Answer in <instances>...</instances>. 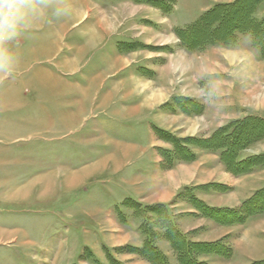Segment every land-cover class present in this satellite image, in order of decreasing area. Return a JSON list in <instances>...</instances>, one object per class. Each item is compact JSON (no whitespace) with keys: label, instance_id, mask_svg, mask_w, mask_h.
I'll list each match as a JSON object with an SVG mask.
<instances>
[{"label":"rangeland","instance_id":"rangeland-1","mask_svg":"<svg viewBox=\"0 0 264 264\" xmlns=\"http://www.w3.org/2000/svg\"><path fill=\"white\" fill-rule=\"evenodd\" d=\"M164 1L166 10L150 0H8L17 13L9 28L0 10V264H111L109 254L150 264L129 246L161 219L139 216L125 200L189 201L175 188L201 172L198 164L180 169L182 161L166 168L162 150L173 144L156 128L203 140L264 118V51L250 34L194 50L177 36L233 0ZM255 16L264 19V1ZM257 152L264 139L238 158ZM229 173L205 178L233 183Z\"/></svg>","mask_w":264,"mask_h":264},{"label":"trees","instance_id":"trees-1","mask_svg":"<svg viewBox=\"0 0 264 264\" xmlns=\"http://www.w3.org/2000/svg\"><path fill=\"white\" fill-rule=\"evenodd\" d=\"M150 1L157 4L162 3L163 8L167 9L165 7L168 4L167 1ZM261 1L264 0H233L232 2L216 3L192 23L177 28V36L183 46L194 50L206 45L232 46L238 43L240 34H250L254 45L264 51V19L255 16L258 3ZM236 9H240V11L236 13ZM233 15L238 22H232ZM188 103L191 108L195 107V110H199L198 112L202 110L200 104H196L191 100ZM250 126L252 133L249 136L241 137L240 134ZM156 131L162 138H167L173 144L172 150H162L166 168L172 167L176 161L189 162L196 159L194 146L220 151L221 160L228 170L234 174L248 173L256 167L264 166V154L252 155L245 159L238 158V153L243 146L264 139V118L245 117L219 127L211 137L203 140L196 137L189 139L177 138L161 128H156ZM181 195L182 198L187 196L202 215L222 224L244 222L251 216L264 214V187L244 200L238 208L211 207L196 198L192 188L188 187L180 192L178 197ZM125 203H130L132 205L130 207L134 208L139 216L141 213L148 212L161 219L159 228L165 230L164 235L170 241L180 264H209L201 260L200 255L217 252L228 256L231 253L230 248L220 242L191 241L186 234L179 230L170 209L165 204L143 206L142 203L133 198H127ZM143 227L148 228L143 229V232L147 235L143 246H129L130 251L143 256L152 264H170L166 255L156 244V237L158 236L156 229L151 228L147 223ZM109 258L111 264H124L110 254ZM251 264H264V260L255 261Z\"/></svg>","mask_w":264,"mask_h":264},{"label":"crops","instance_id":"crops-1","mask_svg":"<svg viewBox=\"0 0 264 264\" xmlns=\"http://www.w3.org/2000/svg\"><path fill=\"white\" fill-rule=\"evenodd\" d=\"M194 151L196 153V159L189 162L182 161L177 167L181 169L183 167H191L198 164L201 172L199 174L197 173L185 184L177 186L175 188V193H180L188 187L192 188V192L196 198L211 207L238 208L244 200L249 198L257 190L264 187V166L256 167L248 173H232L234 174L232 175L227 172L226 165L221 160L220 151L199 150V148H196ZM153 165L152 168L154 170L161 169L159 165ZM212 170L229 173L234 182L223 183L213 178L206 179L205 174ZM225 185H228L229 187L227 186L226 188ZM170 187H172V182L165 181L164 188L169 189ZM154 193L155 191H152V195ZM155 194L156 196L160 195V193ZM173 196L167 200H152L150 203L166 204L170 202L172 205ZM175 201H177V203H174L171 206L172 212L170 211V213H173L176 216V224L179 230L186 234L191 241L220 242L231 250V253L228 256L217 252L202 254L200 255L201 260L206 261L209 264H251L255 261L264 260V229H262V226L264 225V214L251 216L244 222L222 224L212 218L202 215L199 209L190 201L183 199H177ZM120 228L124 237L126 229L125 227ZM222 229H228V231L222 234ZM156 231L159 232L156 237V244L166 255L169 263L172 264L171 258L174 257L177 264H180L170 241L164 235L165 230L158 228ZM258 242H261L262 244L260 245ZM252 243L256 244V246H252ZM143 244L144 239L142 238L131 246L142 247ZM258 246H261V248L256 253L252 248L258 249ZM245 249L249 250L245 251ZM254 254L256 255L254 256ZM144 260L150 263L148 260Z\"/></svg>","mask_w":264,"mask_h":264},{"label":"clouds","instance_id":"clouds-1","mask_svg":"<svg viewBox=\"0 0 264 264\" xmlns=\"http://www.w3.org/2000/svg\"><path fill=\"white\" fill-rule=\"evenodd\" d=\"M0 10L3 13V24L6 28L14 27L17 13L14 11V5L8 0H0Z\"/></svg>","mask_w":264,"mask_h":264}]
</instances>
